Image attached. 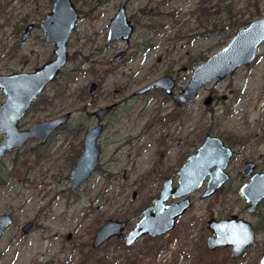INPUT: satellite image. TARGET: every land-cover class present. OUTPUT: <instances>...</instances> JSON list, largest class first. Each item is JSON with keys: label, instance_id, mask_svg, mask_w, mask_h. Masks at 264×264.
<instances>
[{"label": "rangeland", "instance_id": "obj_1", "mask_svg": "<svg viewBox=\"0 0 264 264\" xmlns=\"http://www.w3.org/2000/svg\"><path fill=\"white\" fill-rule=\"evenodd\" d=\"M51 1L0 0V75L31 72L53 57V46L45 44L38 29L26 44H19L25 20L37 24ZM162 1L76 0L83 16L69 38L70 61L59 76L62 80L45 89L20 127L29 129L65 112H71L72 118L43 148L44 155L38 162L36 141L7 154L0 162V176L8 174L0 188V215L13 217V225L0 239V264H202L213 260L227 264L259 263L264 253V234L257 233L255 246L234 262L229 261L228 249L209 254L206 240L210 235L207 221L212 218L221 220L234 215L246 218L259 229L263 225L264 208L261 214L249 217L239 188L243 183V162L250 159L256 162L258 154L263 152L264 44L250 66L204 87L199 99L186 107V113L189 115L196 105H202L201 101L209 94L214 100L210 107L202 105L200 113L186 115L187 118L175 123L157 113L142 119L139 128L126 129L121 136L136 138L145 124L154 125L134 149L126 147L118 156L107 149L94 175L77 191L70 190L68 174L80 152L83 130L89 123L83 113L89 83L114 67L108 61L118 50L132 54L141 42L135 36L128 46L119 43L103 51L111 11L113 14L127 2L129 14L140 8L155 7L156 10ZM104 2L106 5H102ZM160 9L161 14L172 12L175 18L167 16L158 20L160 26L150 34L154 48L148 60L135 56L133 61L119 66L106 81L120 85L134 76L136 81H154L168 70L175 73L177 81H187L189 72L176 71L182 65L190 69L203 63L230 41L237 28H243V21L249 23L263 17L264 0H169L168 8ZM91 55L98 65L90 68L85 56ZM141 63L146 64L144 68ZM147 67L153 71L149 77ZM92 68L94 73L88 75ZM44 99L48 101L46 106L41 102ZM156 100L160 101V97ZM224 113L228 114L226 118ZM211 118L216 120L214 124L223 120L213 136L221 134L223 143L234 152L227 169L230 180L225 188L205 200L196 194L191 208L167 235L142 238L128 249L113 238L92 249L96 231L108 220L127 222L126 233L129 232L140 219L142 210L157 198L164 178L177 171L203 142ZM28 222L33 223V229L23 236L21 229Z\"/></svg>", "mask_w": 264, "mask_h": 264}, {"label": "water", "instance_id": "obj_2", "mask_svg": "<svg viewBox=\"0 0 264 264\" xmlns=\"http://www.w3.org/2000/svg\"><path fill=\"white\" fill-rule=\"evenodd\" d=\"M77 18L70 0H55L51 12L40 24L46 42L54 47L53 59L32 72L0 75V94L3 97L0 103V162L8 153L22 148L28 141L40 140L42 145L45 144L52 133L68 123L69 113L39 122L30 129L20 127L32 104L55 82L66 66L69 58L67 42ZM31 29L32 26L27 27L20 43L28 40ZM108 30L107 43L129 39L132 29L123 10L113 18ZM263 44L264 16L238 29L223 48L195 67L191 71L186 88L177 96H173L176 104L181 106L190 102L200 89L216 80L222 81L234 75L240 68L250 66L256 60ZM119 58L121 57L118 56L115 60ZM173 81L168 76H162L136 94L145 93L152 88L170 94ZM211 99L208 96L204 105H209ZM106 111L107 109H104L96 113L98 121ZM100 133L101 127L97 125L83 136L81 153L68 175L72 192L77 191L96 172L100 158L97 146ZM232 156L231 148L220 138L207 135L201 146L174 175L178 179L176 186L172 180L166 181L158 198L142 211L140 220L129 233L124 236V221L108 220L96 231L91 243L92 249L100 248L113 238H123L125 245L130 247L145 237L157 238L167 235L175 228L176 221L191 208L189 196L192 193L204 187L200 195V199L204 200L214 196L225 185L229 178L226 171ZM250 165H245L246 172ZM239 195L249 205L248 213L255 212L264 198V174L255 175L249 184L241 186ZM170 199L173 202L168 203ZM12 223L10 215H0V239ZM31 227V222L26 223L22 229L23 234H27ZM207 229L210 231L206 240V248L209 251L227 248L230 249L232 258H238L247 248L255 245L256 236L251 224L237 216L232 215L222 220L210 219ZM258 264H264V253Z\"/></svg>", "mask_w": 264, "mask_h": 264}, {"label": "flooded vegetation", "instance_id": "obj_3", "mask_svg": "<svg viewBox=\"0 0 264 264\" xmlns=\"http://www.w3.org/2000/svg\"><path fill=\"white\" fill-rule=\"evenodd\" d=\"M54 1L55 0L51 1L50 5H49V8L47 9V12L44 15L40 16L37 24L29 23L30 19L25 20V26L23 27V33L21 34V36L25 33V31H26L28 26H32L31 33H30V36H29L28 40L31 38L32 32L35 31L36 29H38L43 34V32H42V30L40 28V24L45 19V17L51 12L52 5H53ZM70 2L72 4V6L74 7V9L76 10L77 17H78L77 18V22H78L81 19V17L83 16V11H81L77 7L76 0L75 1L74 0H70ZM102 5H106V2L102 3ZM128 6H129V3L127 2V3H124V4L120 5L113 12V14H112V11H111L112 15L110 14L109 21H108V24L106 25V29H105V40H104L105 42H104V46H103V48H104L103 51H105L108 48L112 49V48L115 47V45H117L119 43H124L125 46H128V45H130V43H132V41H133L135 36H139L141 38L140 45L139 46L137 45V46L134 47L135 50H133L132 54H129V52L127 50H121V49L118 50V52L115 55H113L111 60L108 61V65L109 66L113 65L114 67L110 68L108 71H106L104 73H101L102 74L101 78H96L95 80H91V83H89L88 90L86 91V94H85L86 99H85V105H84V108H83L84 109L83 113H84V115L86 117V121H87V123L88 122L89 123L84 128L82 136L80 138V141H79L80 152H79V154H77L75 161L73 160L74 161V165H75V163H76V161H77V159H78V157H79V155L81 153V145H82V139H83L84 134L87 131H89L90 129H92L95 126H97V125H100V127H101V133H100V136H99V138L97 140V146H98V148L100 150V158H99V164H98V167H99L101 157L103 156V153L107 149H111L113 152H115L117 154V156L126 147L130 146V147H132L131 149H134L137 146V144L139 143L141 137H144L149 131H151L154 128V125H151V123H147L145 125L142 124L144 126H143L141 132L137 135L136 138L135 137L134 138H131V137L130 138H124V137L121 138V136H123V134L126 132V129L132 131L134 129L139 128V124L142 123V119L147 118L149 115L157 113L158 116H163V118L170 119L171 121H173V123H175L176 121H181V119L187 118L186 115L190 117V116H192L195 113L196 114L200 113L202 108H203L202 105L204 107H210V105H212V103L214 101L212 95H210V94L207 95L201 101L202 105L201 104H199L198 106L196 105L195 106V110L191 111L189 113V115H188V113H186V107L188 105H190L192 102L197 101L199 99L201 92H203V88L198 91L196 97L193 100H191L190 102H187V103H185V104H183L181 106L177 105L173 96H177L183 89L186 88V86L188 85L189 79L187 81H177L175 73H173V71H170V70L165 72L164 75H163V76H168V77H170V78H172L174 80L173 81V87H172V89L170 91V94H167L164 90H161V89H158V88H152V89H150L149 91H147L145 93L136 94L137 91L141 90L142 88L146 87L148 84L153 82V81H136L135 80L136 76H134V78L131 79L130 81H122L123 83L120 84V85H117V84L114 85L112 83V81H106V80H108V77L110 75L112 76L117 71V69H119V66L124 65L125 63L129 62L131 59H132L131 61H133L135 56L137 58L145 57L144 60L145 61L148 60V56L150 55V52H152V50L154 48V46L151 45L150 34L154 30L155 20H159L160 18H165L167 16L171 17V18H175V14L172 13V12H170L168 14L167 13H162L161 14V12H160L161 11L160 7H162L163 9L164 8H166V9L168 8L169 0H163L161 2V4L158 5L156 10H155V7L153 9H149L148 7L147 8H140L134 14H129ZM121 10H123L124 15L126 17V21L128 22L129 26L132 29L131 36L129 37L128 40H118V41L107 43V35H108V32H109L108 26L110 25V23L113 20V18ZM77 22H76V25H77ZM76 25H75V27H76ZM75 27L73 28L71 34L74 32ZM71 34H70V36H71ZM43 36H44L45 44H48L46 42V40H45V35L44 34H43ZM70 36H69V38H70ZM69 38H68V42H67V50L69 49V47H68L69 46L68 43L70 42ZM20 39H21V37H20ZM28 40H26L23 44L20 43V40H19V44L21 46H23L24 44H26V42H28ZM48 45H50V44H48ZM50 46H53V45H50ZM53 49H54V47H53ZM53 49H52V51H53ZM113 50H115V49H113ZM52 51H51V53H52ZM68 53H69V51H68ZM141 53L144 54V55L141 56ZM100 55H103V54H100ZM68 56H69V58H68V62H69L70 61V55L68 54ZM93 56L92 55L90 57L85 56V59H86L85 63L87 65H89L90 68H91V66L98 65V64H96V61L92 60ZM118 56H120L121 58L115 60ZM52 59H53V57L51 59H49L48 61H50ZM48 61H46V62H48ZM157 62L160 63L161 59H157ZM43 64H41L39 67H41ZM141 65L143 66L142 68H144L145 67L144 65H146V64L141 63ZM197 66H195V67H197ZM39 67H37V68H39ZM195 67H193V68L191 67L189 69V67H186V66L182 65L176 72L179 73V74L180 73L189 72L190 76H191V71ZM90 68H89V70H90ZM35 69L36 68H34V70ZM90 72H92V74L94 73L93 68H92V71H89L88 75H91ZM146 72H147V76L149 77V76L152 75L153 71L149 70V67H147V71ZM26 73H28V72H26ZM61 73H62V71H61ZM61 73H60V75H61ZM59 76L55 80V82L62 80ZM190 76H189V78H190ZM53 84H51V85H53ZM51 85H49V86H51ZM208 96H210L212 99H211L210 104L205 106L204 105V101H205V99ZM156 97H160V101H157ZM37 100L32 104L31 108L34 106V104L37 102ZM50 105L52 106V104H50ZM31 108H30V110H31ZM104 109H107V111L102 115L101 120L98 121L96 113L98 111L104 110ZM207 110H209V108H207ZM28 113H27V115H28ZM67 113L70 114V119H71L72 118V113L71 112H65V113H62V114H56V115H54L52 117H49L47 120L54 119L56 117H59L61 115L67 114ZM27 115H26V117H27ZM70 119H69V121H70ZM38 123H36V124H38ZM32 127H30V128H32ZM64 127L65 126H63L61 128H58L54 133H52L48 137V139H47L45 144L42 145L40 140L36 141V142H38V146L43 147L45 149L48 146V144L50 143L49 141L51 139L55 138L56 137L55 135L59 131L63 130ZM74 135H75V132L71 133L70 134L71 138ZM207 135L213 136L212 134H208L207 133L205 135V137ZM203 141H204V139H203ZM29 142H31V141H28L25 145H27ZM201 144H200V146H201ZM262 146H263V152L258 154V156L256 158V162L253 159L252 160L250 159V160H247V161L243 162V171H242V174H241V178L243 180V183H242L241 186L249 184L251 182V179L255 175L264 174V134H263ZM228 147H230V146H228ZM22 148H20V149H22ZM167 148H168V150H170L171 146H169V144H168ZM20 149H18V150H20ZM18 150H14V151H18ZM231 150H232V148H231ZM232 152H233V150H232ZM193 154H191V155H193ZM191 155H189L188 157H190ZM233 156H234V152H233ZM233 156H232V158H233ZM188 157L185 158L183 164L186 162ZM232 158H231V161H232ZM231 161H230V163H231ZM248 163L251 164L250 165L251 167L249 166V168H247V172H246L245 165L248 164ZM181 166L179 167V169L181 168ZM178 170L173 172V173H170L167 177H165L163 185H164V183L166 181L172 180L173 185L176 186L178 179L174 175L176 174V172H178ZM245 172H246V176L243 177V173H245ZM226 173L228 174V177H229L228 181L225 183V185L216 194L220 193L225 188L226 184H228V182L230 180V175H229L228 171H226ZM163 185L161 187V190L163 188ZM203 191H204V187H202L200 190L192 193L189 196V199H190L191 203H192L193 197L196 194H200L201 195L203 193ZM160 192H159V194H160ZM159 194H158V196H159ZM158 196H157V198H158ZM212 197H210V198H212ZM207 199H209V198H207ZM241 199L243 200V202L245 204V212L247 213V215L249 217H254L256 215L261 214L260 211H261L262 208H264V198L259 203V205H258L257 209L255 210V212H253L251 214L248 213V211H247L248 208H249V205L246 203V201L242 197H241ZM152 201H151V205H152ZM171 202H173L172 199H170L168 201V203H171ZM10 216H11V218L13 220L12 215H10ZM141 216H142V212H141ZM141 216H140V218H141ZM237 217H239V216H237ZM239 218L242 219L241 217H239ZM226 219H228V218H226ZM218 220H220V219H218ZM245 220L248 221L246 218H245ZM262 220H263V225H262V227H261V229L259 231H261V232L263 231L261 234H264V219H262ZM125 223H126V230L124 232V236L127 234L126 231H127V228H128V223L127 222H125ZM250 224H251V226H252V228L254 230L255 236L257 237V233H258L256 231L257 226L255 227V225H253L252 223H250ZM12 225H13V223H12ZM33 226L34 225L32 223V227H31L30 231L27 234H29L31 232V230L33 229ZM22 229H21L22 235L23 236L27 235V234H23ZM67 238L70 239L71 238L70 235H68ZM117 241L122 243V246L124 248H126V249L134 246L138 242L137 241L134 245H132L130 247H127L125 245V242H124L123 238L121 240L117 239ZM255 244H256V241H255ZM254 246L247 248L242 253V255L247 250L253 248ZM221 249H227V248H221ZM228 250L230 251V249H228ZM210 252H214V251H210ZM242 255H240L238 258L242 257ZM230 256H231V252H230ZM231 258H232V256H231ZM238 258H232V259H238Z\"/></svg>", "mask_w": 264, "mask_h": 264}, {"label": "trees", "instance_id": "obj_4", "mask_svg": "<svg viewBox=\"0 0 264 264\" xmlns=\"http://www.w3.org/2000/svg\"><path fill=\"white\" fill-rule=\"evenodd\" d=\"M203 12H206V10H202V13ZM256 16H258V17H260V15L258 14V15H256ZM231 18H232V16H228V20L230 21L231 20ZM155 25H154V29H156V28H158L159 26H160V24L161 23H159V21L158 20H155ZM248 25V22L246 21H243V26L242 27H244V26H247ZM234 26V25H233ZM237 29H239V28H237ZM42 103H44V105L46 106L48 103V101L47 100H42L41 101ZM35 105V104H34ZM228 116V114L227 113H224V117L223 118H226ZM216 120L214 119V118H211V122H210V125H209V128L207 129V133L208 134H212L213 135V133H215V129H217L218 127H216V126H219V124L220 123H222V121H219V123H217V124H214V122H215ZM225 121V120H224ZM215 136H217V137H219L220 139H222V136H221V134H214ZM39 153H38V155H37V159H36V162H38L39 161V157H41L42 155H44V149H43V147H38L37 149H36ZM4 169H7V168H4ZM6 170H3L2 172H5ZM11 174V173H10ZM5 177H8V174H7V176H5ZM4 176H3V173L1 174V176H0V188H1V186H2V184H5V181H6V178H5ZM260 229H258V227L256 228V231L259 233H262L261 231H259ZM207 252H208V250H207ZM209 254H214L213 252H208ZM234 260L235 259H232V258H230L229 259V261H231V262H234ZM202 264H227L226 262H223V261H221V263L220 262H216L215 260H213V262H209V263H205V262H202Z\"/></svg>", "mask_w": 264, "mask_h": 264}]
</instances>
